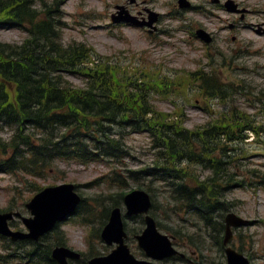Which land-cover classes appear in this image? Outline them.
Instances as JSON below:
<instances>
[{"label":"trees","instance_id":"trees-1","mask_svg":"<svg viewBox=\"0 0 264 264\" xmlns=\"http://www.w3.org/2000/svg\"><path fill=\"white\" fill-rule=\"evenodd\" d=\"M0 23L25 26L30 32L22 44L0 41V125L16 126L9 143L0 140V168L35 171L49 167L58 157L121 159L126 155L124 132L130 127L148 130L162 158L133 173L160 178L174 199L197 206L201 217L210 222L221 209L223 191L233 186L234 179L240 181L233 168L243 158V148L226 140L249 126L224 118L192 131L163 119L150 99L156 82L120 76L116 64L85 43L64 45L62 22L52 5L38 10L33 0H0ZM68 73L85 77L88 86H73ZM200 77L206 93L224 97L228 92L218 76ZM11 84L16 86L15 96L8 89ZM34 117L45 123L28 129L26 124ZM192 166L211 174L195 180Z\"/></svg>","mask_w":264,"mask_h":264},{"label":"rangeland","instance_id":"rangeland-1","mask_svg":"<svg viewBox=\"0 0 264 264\" xmlns=\"http://www.w3.org/2000/svg\"><path fill=\"white\" fill-rule=\"evenodd\" d=\"M59 1L64 11L63 18L67 23L63 31L66 42L85 41L102 54L115 56L123 64L132 61L142 66H156L157 69L158 67L162 69L163 74L171 77L184 76L189 71L202 67L205 70L217 71L230 82L244 85L229 99L217 98L210 102L205 101H208L206 96L197 94H193L190 99L174 95L159 97V106L168 111L174 110L177 102L183 104L189 127L194 128L209 120V112L204 109V104L207 103L215 111L240 106L256 114L258 119L264 122V110H260L258 102L259 95L264 91V34L255 32L252 25L253 22L264 21V0H237L251 11L247 17L249 27L242 25L235 30L230 29V23L232 21L243 23L245 20L241 21L239 15L227 12L222 4H216L212 0H192L197 5L193 10H180L176 0H138L131 6L132 11L151 8L163 13L158 23L160 32L155 34H149L134 25L111 21L116 4L127 3L128 0ZM201 26H206L217 33V38L212 44H205L193 34V30ZM26 35L25 30L17 27H0V40L21 42ZM233 36H236V39H233ZM72 79L78 84H83L78 78ZM9 134L10 132L5 130L2 136L7 137ZM128 144L134 155L128 161L130 168H140L152 161L153 153L146 134L131 135ZM258 144L259 142L255 140L248 146L255 147ZM256 152L247 160V164L264 170V149ZM108 171V167L102 162L83 166L76 162L58 161L55 168L43 179L0 173V210L14 205V208L29 214L25 204L32 197L34 190L27 178L41 187L74 182L83 196L96 197L98 200L92 201L99 205L102 201L109 200V194L123 192L118 186L108 181L104 182V176ZM135 185L131 182L123 190L127 192L136 187ZM156 192L162 220L169 225L176 224V217L170 214L171 210L168 208L162 188L159 187ZM228 198L233 204L230 210L254 221L251 225L236 230L235 245L244 246V251L251 254L252 264H264V187L257 190L236 188L228 194ZM97 207L101 209L100 206ZM72 219L61 226L68 237V244L83 252L91 250V247L95 252L102 250L101 239L95 235L90 241L87 238L90 229L100 226V219L95 217L88 224L81 223L78 214ZM15 223L23 226L20 220ZM183 223L189 228V233L185 237L187 252L194 254L201 264H218L220 257H216L218 261L215 260L214 263L211 261L215 256V248L210 239L203 237L205 241L203 247V242L193 232L195 227L189 222ZM135 224L131 221V226ZM52 235H55V232ZM190 236H193L192 240ZM4 243L5 239L0 237V264L26 261L10 255ZM129 243L133 251L142 256L137 242L130 240ZM179 248L184 250V241H179ZM223 262L226 264V257L223 258Z\"/></svg>","mask_w":264,"mask_h":264},{"label":"water","instance_id":"water-1","mask_svg":"<svg viewBox=\"0 0 264 264\" xmlns=\"http://www.w3.org/2000/svg\"><path fill=\"white\" fill-rule=\"evenodd\" d=\"M182 5H186L184 1H181ZM124 11H122L123 15ZM126 19L134 20V18L127 16ZM155 19V18H154ZM151 20V23L154 21ZM199 34L206 37L207 34L204 30H199ZM79 201V197L72 191V186L62 185L58 187H49L42 193L38 194L29 206L36 214L34 219H29L28 224L32 230L30 234H23L21 232L13 233L15 238L30 236L38 237L39 234L49 229L56 219H59L65 213L72 211ZM126 202L131 209L130 213L138 211H148L151 206L150 198L144 191H135L126 197ZM12 214H0V231L11 233L7 227V218ZM228 226L240 225L246 223L245 220L237 217L235 214H230L227 218ZM148 228L144 235L139 236L140 243L144 246L149 254L155 257H165L174 252L171 247V242L168 236L161 234L158 229L155 220L152 217L147 218ZM103 236L108 242L119 241L121 245L118 249L106 257L95 258L92 264H150L141 263L134 259L129 253V249L123 243V223L121 220L120 210H115L111 217V222L104 230ZM230 238V234L227 240ZM230 256V264L238 262V254L232 251H228ZM65 251L59 249L56 252L58 257H64Z\"/></svg>","mask_w":264,"mask_h":264},{"label":"bare ground","instance_id":"bare-ground-1","mask_svg":"<svg viewBox=\"0 0 264 264\" xmlns=\"http://www.w3.org/2000/svg\"><path fill=\"white\" fill-rule=\"evenodd\" d=\"M38 123H45V120L40 118V117H34L30 120V123L26 124V126H30L28 129L34 127L36 124ZM105 126V125H103ZM103 129L105 130V127H103Z\"/></svg>","mask_w":264,"mask_h":264}]
</instances>
